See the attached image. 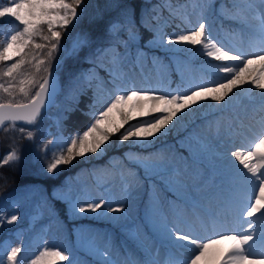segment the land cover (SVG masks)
<instances>
[{
  "label": "rangeland",
  "instance_id": "1",
  "mask_svg": "<svg viewBox=\"0 0 264 264\" xmlns=\"http://www.w3.org/2000/svg\"><path fill=\"white\" fill-rule=\"evenodd\" d=\"M191 1L193 4L185 8L181 5L175 6L176 14L184 17L188 15L190 29L203 22L218 46H223L225 49H239L245 53H251L260 48L264 40L259 20L256 19L258 15L264 14V6L261 5L260 0H221L217 5L213 3L214 0ZM233 2L234 10L225 14L228 27H224L219 17L226 9L225 4ZM164 3L168 2L164 1ZM2 20L6 22V28L0 33V41L3 42L4 34H14L18 30V22L7 16ZM157 32L169 37L177 33L169 28L164 20H161L158 25ZM131 35H134L135 39L128 40V50L119 52L113 45H108L96 54L98 64L108 62L105 71L108 73V80L115 87L108 86L101 74L93 69L84 72L85 77L95 78L98 84L108 89L105 95L110 97V101L114 95L119 94L116 91L117 87L154 89L158 93L175 94L177 91H187L197 85L214 86L213 82L225 75L211 66L224 62L211 60L206 55L200 59L181 58L175 54L177 45H172L171 54H156L151 61H147L143 50L138 47L136 34L131 33ZM196 47L201 51L199 45ZM106 49L107 52L104 51ZM70 52H76L74 45L67 51L64 49L59 58L51 60L50 72L57 76L60 86L65 67L62 58ZM117 56L118 60L115 59ZM252 67L259 68V65ZM172 72H175L179 79L171 80ZM48 74L45 72L42 80ZM114 75L119 78L114 80ZM245 85L240 89H233V93L229 94L231 99L226 97L224 102L217 104L209 98L201 101L199 106L193 105L192 111L186 110L187 115H184L182 119L174 118V126L169 125V128L172 127L183 134L176 140H169L167 135L157 134L159 138H154L153 143L142 145V148L153 147L150 152L143 154L131 151L128 157L138 156L147 163L155 165L148 173L145 172L142 164L135 163L131 167L116 156L113 158L111 167L95 172L97 173L95 176L98 177L97 185L86 180L87 173L78 176L70 185L66 196L71 199V207L73 204L76 205L75 210L78 214H86L96 219H112L114 223L121 224L124 229L129 230L125 237L119 236L109 226L96 224H73L75 232L70 236L68 229L52 207L45 190L32 185L11 190L4 196H0V254H3L6 249L10 252L11 248L20 247L28 235H35L41 238L43 247L64 251V255L69 257L72 264H101L102 260L107 259L115 261L116 264H190V259L197 254L195 246L186 245L183 248L173 246L163 238L159 225L167 223L179 229H190L205 238H216L213 232L220 230L211 232L207 227L202 232L196 227L199 213L221 203L225 196L230 199V194L234 196L231 202H234L236 208L246 199L250 191L249 185L234 170H226V167L218 165L221 159L228 158L234 161V158L230 156L231 151L248 150L247 144L242 148L232 146L231 139L220 134L224 121L220 114L222 109L232 107L240 117L253 118L259 128L257 142L261 134H264V95L261 99L263 101H248V96L252 93L245 92ZM258 91L264 93V90L258 89ZM253 110L259 111V114L252 117ZM43 116L53 120L55 126L52 129L54 134L50 141L58 137L63 138L53 116L44 113L40 118L41 121ZM135 122L136 120L132 123ZM237 122L238 119L235 123ZM38 124L39 121L36 125ZM7 125L1 130L8 138L7 151L10 153L15 150L18 160H22V155L29 152L37 140L36 130L30 128L21 132L16 128H5ZM29 130L34 132L32 139L27 138ZM49 132L50 129L46 126L42 135ZM9 139L12 140L8 142ZM96 156L99 157L100 154ZM137 168L141 170L140 174L146 175V180L135 172ZM165 181L174 185L175 193L172 197L164 194L161 187L157 185V182ZM144 198L146 201L142 204ZM101 200L110 202L113 208H120L122 211L104 212L102 209H97L96 212H79V207L86 208L87 203H98ZM143 213L151 215L153 217L151 221L155 223H151L149 228L146 226L147 231L140 219L144 216ZM210 213L217 216L213 211ZM13 214L17 216V220L8 224L7 220ZM234 217L231 219L233 224ZM256 224L259 231L261 222L258 220ZM154 231H157V234ZM259 241H256L257 252L264 247V241ZM90 248H96V253L92 254ZM97 249L105 253L102 260H98L101 255L98 254ZM7 254L5 253L3 257L6 261ZM65 262L69 264V261Z\"/></svg>",
  "mask_w": 264,
  "mask_h": 264
},
{
  "label": "snow or ice",
  "instance_id": "2",
  "mask_svg": "<svg viewBox=\"0 0 264 264\" xmlns=\"http://www.w3.org/2000/svg\"><path fill=\"white\" fill-rule=\"evenodd\" d=\"M260 3L264 6V0H260ZM80 6L81 0H11L10 5L0 6V18L12 17L18 22V26H22L18 27L14 34H4V41L0 47V61L14 60L6 67L0 68V79L7 78L5 82H0V92L11 98L7 102H0V127H3L5 122H11V127L15 128L17 121L36 125L41 118L42 110L47 107L46 101H50L54 90L50 88V67L51 60L61 43V30L78 19L80 13L77 8ZM169 11L173 12L170 4ZM153 18L158 19V16ZM256 19L259 20L260 31L264 36V14L258 15ZM119 27L120 25L114 24L109 31L116 32ZM37 39L43 43H37ZM129 39L134 40L135 36L130 35ZM154 42L166 46L159 32L150 43ZM181 43L193 47L199 45L202 53L208 58L224 62L211 66L225 75L214 81V86L197 85L187 91H177L175 94L158 93L154 89L117 87L116 91L119 94L114 95L98 115H94L93 122L85 131L67 139L58 137L54 141H49L53 146V153L47 165V172L53 173L60 165L71 164L77 157L103 153L110 138L117 133L121 143L129 141L133 145L151 144L154 138H159L157 134L164 136L171 130L169 125H173L174 118L182 119L187 115V111H192L193 105L199 106L201 101L209 98L217 104L224 102L226 97L231 99L229 94L233 93V89H240L245 84L251 88L264 90V40L260 48L251 53L239 49H225L218 46L205 23L201 22L185 33H173L166 42L167 45ZM28 48L40 52L47 49L44 58L33 54L31 60L27 61L29 64L35 61L33 67L36 72H40L41 67L48 64L43 71L49 75L44 77L42 82L28 78L23 71L25 56L28 55L24 50ZM16 57L19 59H15ZM115 59L118 60L119 57ZM257 64L259 68L252 67ZM118 78L113 76L114 80ZM14 82H18V91L27 99L26 103L15 101L17 85ZM36 84L38 90L34 95H30V86ZM132 120L136 122L129 123ZM19 130L25 131L23 127ZM33 136L32 130L27 131L28 139H32ZM230 156L234 161L227 160L226 170H234L250 188L246 199L235 210V222L231 229L227 225H221L220 231L213 233L216 238H205L190 229H179L167 223L159 225L163 238L173 246L180 248L186 245L195 246L197 254L190 259V264H264V247H261L259 252L256 251V241H264V134H261L258 142L250 149L231 151ZM17 159L19 157L16 151L12 150L4 158L3 163L7 164ZM129 159L142 164L146 173L155 167L138 156L130 155ZM75 207L73 204V209ZM97 209L104 212L122 211L120 208H113L110 202L101 200L98 203H87L86 208L79 207V212H96ZM16 220L17 216L13 214L7 223L12 224ZM257 220L261 222L259 231ZM97 252L102 257L105 255L99 249ZM19 253L21 248H11L7 254L8 264H23V258H18ZM56 260L69 261V264H72L69 257L64 255V251L46 246L31 260V264H56ZM0 264H3L2 258ZM101 264L116 262L107 259L102 260Z\"/></svg>",
  "mask_w": 264,
  "mask_h": 264
},
{
  "label": "trees",
  "instance_id": "3",
  "mask_svg": "<svg viewBox=\"0 0 264 264\" xmlns=\"http://www.w3.org/2000/svg\"><path fill=\"white\" fill-rule=\"evenodd\" d=\"M164 1L168 3L165 4ZM220 1L221 0H214L213 3L217 5ZM10 3L11 0H0V6L9 5ZM169 4L173 12L169 11ZM192 4L193 1L191 0H81V6L77 8L80 15L73 24L61 30V43L53 58L60 57L64 49L67 51L72 45H74L76 52H70L62 58L65 67L63 68V75L61 78V91L55 99V105L46 112V114L53 116V119L57 122L56 126L59 128L60 134L64 139L85 131L93 122L94 115H98L99 111L110 102V97L105 95L108 89L98 84L95 78L88 79L84 75L86 70L93 69L101 74L104 82L108 86L115 87V85L108 80V76L105 73L108 62L98 64V59L96 58L97 52L108 45H113L119 52L128 50L127 44L129 36L133 33L136 34L138 47L143 50L148 61L156 54H171L170 48L172 45L166 44L169 39L166 34H163V40L166 46L160 45L158 42H150L153 41V37L157 33L158 25L161 20H164L169 28L174 29L177 33H185L189 30L191 23L188 19V15L186 14V17H183L180 14H176L175 6L181 5L185 8ZM225 8L223 14L219 18L221 24L224 27H228V19L225 18V14L234 10V3H226ZM153 16H158V19H154ZM114 18L115 20H113ZM144 22L147 27L143 24ZM5 24L6 22H3L2 18H0V33L1 30L6 28ZM114 24L120 25V29L116 31L118 36L115 32L109 31ZM36 42L43 43V41L39 39H37ZM2 44L3 42L0 41V47H2ZM24 51L28 53V55L25 56L26 63L23 66V71L27 74L28 78L41 82L42 76L45 74L43 68L48 67V64L46 63L43 65L40 72H36L33 67L35 61H32V64L27 63V61L31 60L33 54H37L40 58H44L47 49L40 52V50L28 48ZM175 54L181 58L193 57L200 59L204 56L196 46L193 47L183 43L177 45ZM15 59H19V57ZM12 62H14V60L7 62L0 61V68H4L7 64ZM151 71H153L152 68ZM172 79H178L175 72H172ZM6 80L7 78H2L0 82H5ZM14 83L17 85L15 101H26L27 99L18 91V82ZM37 87L38 84L30 86V95L34 94ZM98 92L102 94H97ZM9 99L11 98L3 92H0V102H7ZM221 114L226 120H231L235 116L234 109H226L222 111ZM254 114L257 115L259 112L254 110L251 115L253 116ZM42 118L43 120L41 121L40 119L38 125L26 128L23 127L25 130L34 128L37 133V140L34 142L31 150L25 155H22V160L17 159L15 161H9L7 164L3 163L9 151H7L6 148V140H8L7 135H4V132L1 131L0 196L14 189H23L30 185H36L45 190L51 201L52 207L56 211L57 216L60 217L61 222L68 229L70 236L75 232L73 226L75 223L81 225L96 224L99 226L113 227L112 229L117 232L118 235L125 237L129 230L124 229L121 224L114 223L112 219H96L86 214H78L76 210L71 207V199L66 196V191L69 189L70 185L75 182L76 178L85 172L87 173L86 180L97 185L95 172L111 167L113 158L116 156L123 160L125 164L133 167L135 163L129 159V153L135 151L146 154L153 150V147L142 148V145L136 146L129 141L121 143L118 140L119 133H117L110 138L107 148L99 157H97L96 154H87L84 157H77L71 164L60 165L58 170H55L53 173H48L47 165L51 161L53 153V146L49 145V141L52 134H54L52 129L55 126L53 120L44 116ZM134 121L135 120H132L129 123ZM46 126L47 128L50 127V132L46 135H42ZM7 127L9 128L11 125H7L5 128ZM125 127H127V125H125ZM15 128L20 129L21 126L16 125ZM170 129L171 130L166 134L169 140H176L183 135L181 131L175 130L172 127H170ZM121 131H123V129H121ZM10 140L11 139H9L8 142H10ZM156 142L158 141L156 140ZM46 145L47 148H45ZM135 172L139 174L142 173L139 168L135 169ZM145 176L146 175L140 174V177L144 178V180L147 178ZM157 185L161 187L163 193L167 196L172 197L174 195V185L170 184L168 181L164 183L157 182ZM145 201L146 198H144L141 203L143 204ZM143 214L144 216L140 217L141 223L143 226L149 228L150 224L153 223L151 221L153 217L146 213ZM73 218H75V220H73ZM154 233L156 234L157 231H154ZM25 240V245L23 244L20 246L22 250L21 253L18 254V258H23V264H31V260L35 258L34 256L39 255V252L42 251L44 247L39 237L35 235H28ZM35 240H37V242ZM90 250L92 254L96 253V248H90ZM5 253L10 252H8L7 249L4 250V253L0 254V258H2L3 264H8L3 258ZM89 258H92V256H89ZM102 259L103 257L100 256L98 260ZM56 264H66V262L56 260Z\"/></svg>",
  "mask_w": 264,
  "mask_h": 264
},
{
  "label": "bare ground",
  "instance_id": "4",
  "mask_svg": "<svg viewBox=\"0 0 264 264\" xmlns=\"http://www.w3.org/2000/svg\"><path fill=\"white\" fill-rule=\"evenodd\" d=\"M145 1V0H144ZM171 4V3H170ZM124 11V10H123ZM126 11V10H125ZM129 11V10H128ZM127 11V12H128ZM117 15V14H116ZM129 15V14H128ZM109 18V17H108ZM120 19V18H119ZM144 19V18H143ZM113 20H115V18L113 19ZM142 20V19H141ZM145 20V19H144ZM128 21V20H127ZM110 22V21H109ZM143 22V21H142ZM140 23H141V21H140ZM148 23V22H147ZM126 24V23H125ZM138 24V23H137ZM143 24H145V22L143 23ZM140 25V24H139ZM138 25V26H139ZM131 26V25H130ZM145 26H146V24H145ZM133 27V26H132ZM147 27V26H146ZM151 27V26H150ZM130 28V27H129ZM136 28V27H135ZM107 29V28H106ZM120 29V28H119ZM149 29V28H148ZM150 30H151V28H150ZM144 32H145V30H144ZM150 32V31H149ZM116 33V32H115ZM112 34V33H111ZM117 34V33H116ZM115 34V35H116ZM140 34V33H139ZM146 34V33H145ZM131 35V34H130ZM117 36H118V34H117ZM123 36V35H122ZM112 37V36H111ZM113 38V37H112ZM117 38V37H116ZM126 39V38H125ZM120 40V39H119ZM122 40V39H121ZM120 40V41H121ZM128 40V39H127ZM123 41V40H122ZM141 44V43H140ZM115 45V44H114ZM125 46V45H124ZM123 46V47H124ZM128 46V45H127ZM141 46V45H140ZM144 47V46H143ZM129 48V47H128ZM131 49V48H130ZM56 55V54H55ZM54 55V56H55ZM56 58V57H55ZM59 58V57H58ZM54 62H55V60H54ZM135 78V77H134ZM99 89V88H98ZM97 90V89H96ZM244 90H245V92H248V93H252V95L251 96H248V101L249 100H261L262 99V92H260V91H258V89H255V88H251L248 84H246L245 85V87H244ZM98 91V90H97ZM96 91V92H97ZM97 94H102V93H97ZM261 101H263V100H261ZM42 125V124H41ZM50 128V127H49ZM40 134V133H39ZM5 135V134H4ZM258 135V134H257ZM40 139V138H39ZM12 140V139H11ZM31 141V140H30ZM46 141H47V139H46ZM45 141V142H46ZM38 142V141H37ZM257 142V136L256 137H254V138H252L251 140H249L248 141V143H247V146H246V149H250L252 146H254V144ZM44 143V142H43ZM45 144H47V143H45ZM137 146V145H136ZM224 151H226L227 152V150H224ZM227 156V155H226ZM218 157V156H217ZM227 157H229V155L227 156ZM97 160V159H96ZM227 160H228V158H226V159H221L219 162H218V165H219V167H226V165H227ZM216 167V166H215ZM218 167V166H217ZM216 170V169H215ZM217 172V171H216ZM86 173V172H85ZM94 173V172H93ZM97 174V173H96ZM223 176V175H222ZM97 177V176H96ZM98 178V177H97ZM100 184V183H99ZM30 186H32V185H30ZM62 192V191H61ZM5 195V194H4ZM3 195V196H4ZM2 196V195H1ZM212 199V198H211ZM225 200H228L227 198H226V196H225V198H224V200L223 201H225ZM67 201H68V199H67ZM211 203V202H210ZM214 207H212L210 210H212ZM79 209V208H78ZM233 216H235V212L232 214L231 213V216L229 215L228 216V218L225 220V221H223L222 222V224H220V223H217V222H215V223H212V222H214V221H212V222H210L211 224H209L208 225V227L210 228V230H211V232H213V231H218V230H220V228H221V225H227L228 224V228H230V227H232V225H233V223H232V221H231V219H232V217ZM205 217V211L203 212V211H201L200 213H199V218L198 219H201V218H204ZM235 218V217H234ZM26 221V220H25ZM234 222H235V219L233 220ZM258 221V220H257ZM74 222V221H73ZM226 222H227V224H226ZM6 223V222H5ZM65 223V222H64ZM80 223V222H79ZM72 224V223H71ZM75 224V223H74ZM80 225V224H79ZM78 225V226H79ZM120 225V224H119ZM72 226V225H71ZM112 226V225H111ZM69 227V226H68ZM117 227V226H116ZM244 227H246V226H244ZM260 227V226H259ZM113 228V227H112ZM26 230V229H25ZM206 230V228H203L201 231L202 232H204ZM237 230H239V229H237ZM30 231H32V229L30 230ZM29 233V232H28ZM33 233V232H32ZM123 233V232H122ZM206 233V232H205ZM214 233V232H213ZM37 234V233H36ZM209 236V235H208ZM34 237V236H33ZM29 238V237H28ZM27 238V239H28ZM41 239V238H40ZM26 241V240H25ZM36 242H37V240H35ZM40 241H42V240H40ZM30 242V241H29ZM33 242V241H32ZM260 242V241H259ZM261 242H263V241H261ZM26 243V242H25ZM24 244V243H23ZM22 244V245H23ZM34 244H35V242H34ZM21 245V246H22ZM25 245V244H24ZM27 246V245H26ZM25 246V247H26ZM44 246V245H43ZM21 248V247H20ZM23 248V247H22ZM257 248V247H256ZM36 249V248H35ZM35 249H34V251H35ZM22 250V249H21ZM27 250V249H26ZM38 252V251H37ZM26 254V253H25ZM35 257V256H34Z\"/></svg>",
  "mask_w": 264,
  "mask_h": 264
},
{
  "label": "water",
  "instance_id": "5",
  "mask_svg": "<svg viewBox=\"0 0 264 264\" xmlns=\"http://www.w3.org/2000/svg\"><path fill=\"white\" fill-rule=\"evenodd\" d=\"M49 75V74H48ZM50 79V88L54 89L52 91V94H51V99L50 101H46L47 103V107L45 110H42V113L47 111L48 109H50L55 103V97L59 94L60 90H61V86L60 84L58 83V79H57V76L54 74V73H51V76L49 77ZM38 90V89H37ZM36 90V91H37ZM35 91V92H36ZM35 94V93H34ZM27 101H25L26 103ZM7 124H11V122H5L4 126L7 125ZM16 125H19V126H23V127H28V126H31V125H27L25 124V122L23 121H17L16 122ZM3 126V127H4ZM3 127H0V131L2 130Z\"/></svg>",
  "mask_w": 264,
  "mask_h": 264
}]
</instances>
